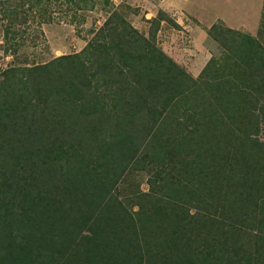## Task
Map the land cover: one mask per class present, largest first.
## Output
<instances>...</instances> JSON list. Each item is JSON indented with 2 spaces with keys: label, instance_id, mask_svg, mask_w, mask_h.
<instances>
[{
  "label": "trees",
  "instance_id": "trees-1",
  "mask_svg": "<svg viewBox=\"0 0 264 264\" xmlns=\"http://www.w3.org/2000/svg\"><path fill=\"white\" fill-rule=\"evenodd\" d=\"M58 1L1 0L7 50ZM91 33L1 74L0 264H264V36L212 25L193 79L118 8Z\"/></svg>",
  "mask_w": 264,
  "mask_h": 264
},
{
  "label": "rangeland",
  "instance_id": "rangeland-1",
  "mask_svg": "<svg viewBox=\"0 0 264 264\" xmlns=\"http://www.w3.org/2000/svg\"><path fill=\"white\" fill-rule=\"evenodd\" d=\"M1 1V0H0ZM93 9L72 11L62 0L53 3L48 23L28 22L20 27L19 48L4 46L0 31V79L13 64L30 67L68 54L78 53L99 28L109 12L118 8L125 20L155 46L196 79L210 58L221 54L220 46L208 35L214 24L251 37L259 31L263 0H92ZM113 8V9H112ZM161 13V17L159 14ZM157 26L152 20H158ZM74 23H69L70 21ZM0 19V25L2 24ZM176 26H174V25ZM261 34H260V33ZM148 175L132 171L118 185L124 191L148 190Z\"/></svg>",
  "mask_w": 264,
  "mask_h": 264
}]
</instances>
